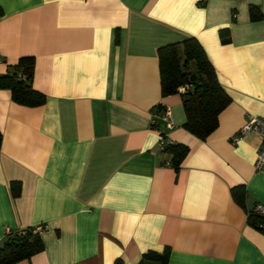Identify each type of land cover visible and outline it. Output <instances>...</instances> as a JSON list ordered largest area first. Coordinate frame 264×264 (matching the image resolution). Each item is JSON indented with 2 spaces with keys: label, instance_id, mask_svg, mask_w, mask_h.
<instances>
[{
  "label": "crops",
  "instance_id": "1",
  "mask_svg": "<svg viewBox=\"0 0 264 264\" xmlns=\"http://www.w3.org/2000/svg\"><path fill=\"white\" fill-rule=\"evenodd\" d=\"M188 38L229 99L204 139L180 95L160 94L157 50ZM21 57L44 102L0 88V247L5 229L43 230L13 264H264V228L247 220L264 208L260 138L233 141L264 119V0H0V76ZM157 105L185 148L176 170Z\"/></svg>",
  "mask_w": 264,
  "mask_h": 264
},
{
  "label": "trees",
  "instance_id": "2",
  "mask_svg": "<svg viewBox=\"0 0 264 264\" xmlns=\"http://www.w3.org/2000/svg\"><path fill=\"white\" fill-rule=\"evenodd\" d=\"M249 13L252 19L251 9ZM157 60L161 96L178 94V88L187 85L188 89L179 94L185 116L184 128L199 139H204L215 128L217 114L227 105L229 99L217 83L202 49L194 39L188 38L158 48ZM32 68V57H21L11 67V72L0 76V88L8 89L10 99L26 107L39 106L44 102V96L30 86ZM154 127L159 128V124ZM164 151L171 154L170 165L176 170L178 162L185 154V148L172 144ZM10 189L16 192L17 186L11 183ZM234 193L236 192L233 188L232 194L235 196ZM238 200L236 198L237 202ZM247 220L257 230H263L264 215L256 214L253 208L247 211ZM37 235L38 233H32V228L5 235L6 240L0 247V264H13L39 252L41 244ZM165 258L164 253H147L142 256V259L161 262Z\"/></svg>",
  "mask_w": 264,
  "mask_h": 264
},
{
  "label": "built area",
  "instance_id": "3",
  "mask_svg": "<svg viewBox=\"0 0 264 264\" xmlns=\"http://www.w3.org/2000/svg\"><path fill=\"white\" fill-rule=\"evenodd\" d=\"M188 89L187 85H183L178 88L177 93L183 94ZM159 124V128L154 127L155 124ZM150 126H153V130L159 136V149L164 151L166 147L172 145V142L165 137L164 131L171 129V124L169 122V112L167 108L161 107L159 105L153 107L150 111ZM254 133L259 136L260 144L259 148L253 163V168L255 171H259L264 167V119L250 117L246 120L243 126L240 128L238 135L233 138V141L236 138L247 134ZM253 211L256 214L264 215V208L259 205L253 207ZM43 230V226H36L32 228V233H39ZM14 232H11L8 229L4 230V235H11ZM23 233V232H21Z\"/></svg>",
  "mask_w": 264,
  "mask_h": 264
}]
</instances>
